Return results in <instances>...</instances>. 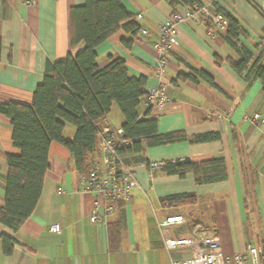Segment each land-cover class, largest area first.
Returning a JSON list of instances; mask_svg holds the SVG:
<instances>
[{"label": "crops", "instance_id": "crops-1", "mask_svg": "<svg viewBox=\"0 0 264 264\" xmlns=\"http://www.w3.org/2000/svg\"><path fill=\"white\" fill-rule=\"evenodd\" d=\"M190 1L192 8L205 4L213 11L219 6L230 13L248 33L240 37V43L256 56L264 47V0ZM183 2L187 4L185 0H123L132 20L149 33L143 35L139 30L134 35L122 26L97 46L98 65L106 66L112 58L121 57L130 75L148 78V88L155 82L158 52L154 42L160 26L172 11L184 10ZM85 3L0 0V103L32 104L48 61L76 55L85 47L83 41L72 44L70 17L72 7ZM225 30L199 17L180 24L165 71L172 100L163 110H152L148 115L157 119L160 132L183 130L189 137L217 132L220 137L148 147L145 157L149 162L224 158L228 178L196 184L192 173L181 178L134 162L137 185L129 198L102 199L100 213L108 203L115 210L105 224L93 223L90 216L96 197L82 190L81 175L70 151L53 141L34 212L17 231L0 223V264H173L174 260L189 258L192 251L189 247L170 249L168 237L214 234L221 239L227 264H235V254L245 252L249 243H264V127L249 119L256 112L264 117V90L260 79L239 75L229 63L239 54L225 41ZM126 39L132 40L130 46ZM186 63L212 75L217 87L204 80L176 79L180 70L188 71ZM232 106L230 115L222 117ZM139 111L144 114L143 102ZM106 120L121 128L124 118L116 104L99 127ZM12 132L10 119L0 113V205L5 198L6 154L20 152ZM75 133L76 127L67 123L65 137L72 139ZM182 193L196 194V202L173 205L164 200ZM170 215H182L183 220L163 230L160 222ZM55 223L60 224V232L50 229ZM3 233L15 239L11 254L3 251Z\"/></svg>", "mask_w": 264, "mask_h": 264}, {"label": "trees", "instance_id": "trees-1", "mask_svg": "<svg viewBox=\"0 0 264 264\" xmlns=\"http://www.w3.org/2000/svg\"><path fill=\"white\" fill-rule=\"evenodd\" d=\"M185 2L191 6L190 0ZM215 10L228 19L223 37L239 54L237 60L230 58L229 63L239 75L260 79L264 90V47L256 56L240 43V37L248 35L240 22L219 6ZM70 17L71 42L77 44L83 41L85 47L76 55L48 61L43 80L33 92L32 104L16 101L0 103V113L10 119L12 140L20 150L19 153L6 154L8 172L5 198L4 204L0 205V223L14 231L32 215L37 206L49 168L51 143L57 141L64 145L70 151L80 175L88 174L97 156L99 122L111 112L114 104L124 118L121 125L124 138L130 140L120 144L118 151L128 161L144 163L148 168L150 162L145 157L148 147L179 141L205 142L220 137L217 132L192 137L183 130L160 132L157 119L148 117L150 110H145L144 114L139 111L140 105L145 102L148 78L145 75H130L126 61L121 57L112 58L106 66L98 65V45L122 26L134 35L140 30L124 7L123 0H86L84 5L71 8ZM125 43L130 46L132 40L126 39ZM187 66L188 71L180 70L176 79L193 82L204 80L210 86L217 87L208 72ZM67 123L76 127L72 139L64 135ZM159 170L181 178L192 173L196 184L228 178L224 158L200 162H193L190 158L167 160ZM164 200L173 205L193 204L197 196L182 193L167 196ZM1 237L4 253L11 254L14 237L5 233Z\"/></svg>", "mask_w": 264, "mask_h": 264}, {"label": "built area", "instance_id": "built-area-1", "mask_svg": "<svg viewBox=\"0 0 264 264\" xmlns=\"http://www.w3.org/2000/svg\"><path fill=\"white\" fill-rule=\"evenodd\" d=\"M185 8L172 11L165 22L160 26V33L154 42L158 52L154 67L155 82L148 87L145 96V110H163L171 102L168 94L170 82L165 80L166 66L169 63L170 51L177 43L179 26L186 19L199 17L202 20L211 21L215 28L226 29L228 19L219 11H213L208 5L196 4L195 8L183 2ZM199 15V16H198ZM137 17H142L138 14ZM143 35H148L145 27H140ZM234 106L227 109L222 117H228ZM253 122H261L264 127V117L256 112L249 117ZM130 140L124 138L122 128L113 127L107 120L98 131L97 156L92 161L90 172L81 176L82 190L93 193L96 197L95 206L90 216L93 223L107 222L115 208L111 203L103 207V213L99 212L101 200L128 199L133 188L137 185V174L135 164L118 151L120 144L128 143ZM164 161L150 162L149 170L160 169ZM182 215H170L160 222V227L166 230L171 224L181 222ZM50 229L60 232L58 223L52 224ZM167 246L171 248L189 247L191 256L184 260H174L173 264H227L221 239L218 235L167 238ZM235 264H264V243H249L245 252L236 253Z\"/></svg>", "mask_w": 264, "mask_h": 264}, {"label": "rangeland", "instance_id": "rangeland-1", "mask_svg": "<svg viewBox=\"0 0 264 264\" xmlns=\"http://www.w3.org/2000/svg\"><path fill=\"white\" fill-rule=\"evenodd\" d=\"M114 115H115V114H113L112 117H113ZM116 120H117V119H114V122H115ZM116 122H118V121H116Z\"/></svg>", "mask_w": 264, "mask_h": 264}]
</instances>
